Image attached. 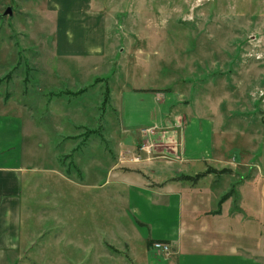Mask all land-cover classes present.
Returning <instances> with one entry per match:
<instances>
[{
  "label": "rangeland",
  "instance_id": "rangeland-1",
  "mask_svg": "<svg viewBox=\"0 0 264 264\" xmlns=\"http://www.w3.org/2000/svg\"><path fill=\"white\" fill-rule=\"evenodd\" d=\"M102 1L107 66L68 62L73 84L44 47L55 25L46 0H0V78L12 73L0 103L23 115L30 163L21 246L0 264H165L172 248L156 249L150 228L155 238L170 228V212L138 202L151 221L140 223L126 171L144 168L156 183L150 173L180 153L183 133L192 143L196 118L235 154L264 152V0ZM127 91L154 92L162 120L125 124Z\"/></svg>",
  "mask_w": 264,
  "mask_h": 264
},
{
  "label": "crops",
  "instance_id": "crops-1",
  "mask_svg": "<svg viewBox=\"0 0 264 264\" xmlns=\"http://www.w3.org/2000/svg\"><path fill=\"white\" fill-rule=\"evenodd\" d=\"M101 1L46 0V13L55 25L50 29L51 45L44 47L60 59L73 84L78 81L75 73L84 72L86 65L88 71L98 72L108 63L109 14ZM68 62L77 64L76 72H71ZM127 92L121 100L125 124L133 127L162 120L165 104L154 102V92ZM6 103H0V254L21 246L25 174L30 166L24 149L25 119ZM205 122L198 118L188 122L192 143L183 133L180 153L166 158L168 164L158 166L154 175L150 173L156 183L148 182L144 168L126 171L127 204L145 225L151 224L150 215L138 202L170 212L166 218L172 219L170 228L157 232V238L150 228L152 240L171 245L165 264H264V152L254 148L252 154H235L231 145L223 147L215 141L213 124ZM262 138L264 144V132Z\"/></svg>",
  "mask_w": 264,
  "mask_h": 264
},
{
  "label": "built area",
  "instance_id": "built-area-1",
  "mask_svg": "<svg viewBox=\"0 0 264 264\" xmlns=\"http://www.w3.org/2000/svg\"><path fill=\"white\" fill-rule=\"evenodd\" d=\"M170 243L165 242V241H156L154 244V247L156 249L165 251V252H169L170 251Z\"/></svg>",
  "mask_w": 264,
  "mask_h": 264
},
{
  "label": "trees",
  "instance_id": "trees-1",
  "mask_svg": "<svg viewBox=\"0 0 264 264\" xmlns=\"http://www.w3.org/2000/svg\"><path fill=\"white\" fill-rule=\"evenodd\" d=\"M11 76H12V73L9 72L6 76L0 78V83H1L2 81L6 80L7 78L10 79ZM79 92H81V91H78V92H75V93H79ZM208 171H211V168H208ZM222 171H226V170H222ZM184 177L187 178L188 176H184ZM189 178H190V177H189ZM160 241H162V240H160Z\"/></svg>",
  "mask_w": 264,
  "mask_h": 264
},
{
  "label": "water",
  "instance_id": "water-1",
  "mask_svg": "<svg viewBox=\"0 0 264 264\" xmlns=\"http://www.w3.org/2000/svg\"><path fill=\"white\" fill-rule=\"evenodd\" d=\"M12 13V9L11 8H8L6 11H5V14H11Z\"/></svg>",
  "mask_w": 264,
  "mask_h": 264
}]
</instances>
